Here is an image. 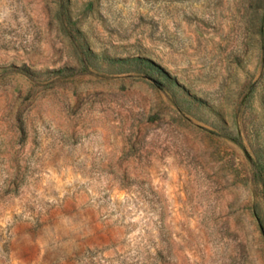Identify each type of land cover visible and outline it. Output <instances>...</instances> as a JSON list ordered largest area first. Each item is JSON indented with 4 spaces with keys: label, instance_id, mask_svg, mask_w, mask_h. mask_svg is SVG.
<instances>
[{
    "label": "rangeland",
    "instance_id": "374dc122",
    "mask_svg": "<svg viewBox=\"0 0 264 264\" xmlns=\"http://www.w3.org/2000/svg\"><path fill=\"white\" fill-rule=\"evenodd\" d=\"M0 264H264V0H0Z\"/></svg>",
    "mask_w": 264,
    "mask_h": 264
}]
</instances>
